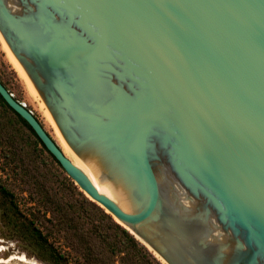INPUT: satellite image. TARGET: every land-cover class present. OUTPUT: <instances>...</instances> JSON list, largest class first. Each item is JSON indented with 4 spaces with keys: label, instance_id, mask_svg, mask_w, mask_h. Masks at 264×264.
<instances>
[{
    "label": "water",
    "instance_id": "95a60500",
    "mask_svg": "<svg viewBox=\"0 0 264 264\" xmlns=\"http://www.w3.org/2000/svg\"><path fill=\"white\" fill-rule=\"evenodd\" d=\"M0 33L89 199L167 264H264V0H0Z\"/></svg>",
    "mask_w": 264,
    "mask_h": 264
},
{
    "label": "rangeland",
    "instance_id": "374dc122",
    "mask_svg": "<svg viewBox=\"0 0 264 264\" xmlns=\"http://www.w3.org/2000/svg\"><path fill=\"white\" fill-rule=\"evenodd\" d=\"M11 53L0 33V80L16 99L34 113L62 150L67 149L71 154L68 156L73 160L71 156L77 154L61 135L29 76L14 64ZM73 183L30 128L0 98V258L24 255L27 264H54L49 249L28 227V220H31L47 234L57 252L67 257L69 264H84L83 254L70 248L65 238L68 225L64 222L67 220H63L59 214L56 217V200L67 204L69 217H73L75 223L70 230L75 232L76 239L82 242L86 250H100L102 240L110 239L107 237L112 231L107 229L99 215H92L85 206L81 215L76 212L82 195ZM113 236L114 241L121 240L119 234ZM132 253L140 263L153 264L137 251L133 250ZM153 254L162 264H167Z\"/></svg>",
    "mask_w": 264,
    "mask_h": 264
},
{
    "label": "trees",
    "instance_id": "16d2710c",
    "mask_svg": "<svg viewBox=\"0 0 264 264\" xmlns=\"http://www.w3.org/2000/svg\"><path fill=\"white\" fill-rule=\"evenodd\" d=\"M0 98L5 102V100L1 95ZM16 114L19 116L21 121H23L30 128V130L36 135V133L33 131L30 125L18 113ZM36 137L38 138L37 135ZM39 141L46 149V147L44 146V144L41 142L40 139ZM73 186L82 195V201L78 209H76V212L79 215H81L82 208L83 206H85V208L88 209L92 215H96V214L99 215V218L105 223L107 229L112 231L110 234H108L107 237V238L110 237V239L102 240L103 244L100 246L99 251L94 252L93 250L90 249L86 250L85 247L82 245V242L79 239H76L77 235L75 234V232L70 230L72 229V227L74 226L73 224L75 223L73 222L74 218L69 217L68 209L66 208L67 204H64L61 201L56 200V217L59 214L63 220L65 219L67 220L66 222H64L67 223L68 225L65 228L66 231L65 238L69 241L70 248H73L74 250L83 254L84 264H148L147 262L140 263L138 259H135L134 258L135 255L132 253L133 250L137 251L142 257H145L147 261L153 264H162L159 261V259H157V257H155V255L140 240H138L122 224L117 222L110 213L106 212L105 209L102 208L99 204L92 201L82 191L78 190L77 186L74 183ZM28 222H30L28 227L32 228V233L36 237L40 238L43 241L42 243H44L51 252L53 256L54 264H69L67 257L63 253L57 252L56 247L51 242H49L47 234H45L41 230V228L34 225L31 222V220H28ZM91 232L94 233L95 231H91ZM116 234H119L121 240L114 241V239H112V236L113 235L116 236ZM104 240H107L106 243H104Z\"/></svg>",
    "mask_w": 264,
    "mask_h": 264
},
{
    "label": "bare ground",
    "instance_id": "6f19581e",
    "mask_svg": "<svg viewBox=\"0 0 264 264\" xmlns=\"http://www.w3.org/2000/svg\"><path fill=\"white\" fill-rule=\"evenodd\" d=\"M5 40V39H4ZM7 43V42H6ZM8 45V44H7ZM9 47V45H8ZM10 49V47H9ZM10 51L12 52V50L10 49ZM11 54L12 55V58H13V61H14V64L16 65V67L23 73V74H27L25 69L23 68V66L21 65V63L19 62V60L16 58V56L14 55V53L12 52ZM30 79V78H29ZM30 82V81H29ZM32 84V82H31ZM33 85V84H32ZM31 85V86H32ZM35 88V87H34ZM36 91V89H34ZM42 99V98H41ZM43 101V100H42ZM45 104V103H44ZM46 106V105H45ZM47 108V107H46ZM48 109V108H47ZM49 111V110H48ZM48 113V112H47ZM51 114V113H50ZM52 116V115H51ZM53 118V117H52ZM54 120V119H53ZM58 127V126H57ZM59 129V128H58ZM60 131V130H59ZM61 133V132H60ZM62 135V134H61ZM64 138V137H63ZM55 140V139H54ZM66 141V140H65ZM67 142V141H66ZM58 144V143H57ZM59 145V144H58ZM69 145V144H68ZM60 146V145H59ZM61 148V147H60ZM62 150V148H61ZM63 151V150H62ZM65 151V152H64ZM63 153L68 157L70 158L69 156L71 155L67 149L65 150L64 149ZM74 153V152H73ZM70 154V155H69ZM69 155V156H68ZM77 156V155H76ZM75 155L71 156L73 157V160L72 158H70L72 160V162L74 164H76L77 166L81 167L89 176L90 178L92 179V181L94 182V184L98 187L97 183H96V180L94 178V176L92 175V173L90 172L89 168L87 167V165L85 163H83L82 161H80L78 159V156L76 157ZM99 188V187H98ZM28 260L23 256H16V255H11L9 256L8 258H0V264H27ZM34 264V263H33Z\"/></svg>",
    "mask_w": 264,
    "mask_h": 264
}]
</instances>
